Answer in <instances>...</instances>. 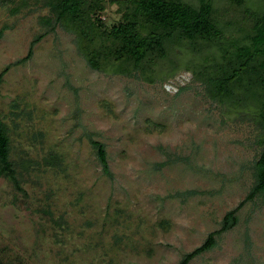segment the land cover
I'll return each instance as SVG.
<instances>
[{
  "label": "rangeland",
  "instance_id": "rangeland-1",
  "mask_svg": "<svg viewBox=\"0 0 264 264\" xmlns=\"http://www.w3.org/2000/svg\"><path fill=\"white\" fill-rule=\"evenodd\" d=\"M104 1L108 26L118 15ZM15 5H0V117L22 191L0 177V264H176L254 185L258 126L212 102L180 49L155 84L103 74L73 33H46L48 8ZM90 141L105 146L108 173ZM236 215L189 264H264L262 198Z\"/></svg>",
  "mask_w": 264,
  "mask_h": 264
},
{
  "label": "trees",
  "instance_id": "trees-1",
  "mask_svg": "<svg viewBox=\"0 0 264 264\" xmlns=\"http://www.w3.org/2000/svg\"><path fill=\"white\" fill-rule=\"evenodd\" d=\"M28 1L48 8L50 16L43 19L46 33L56 27L73 33L88 68L103 74L155 84L171 73L163 69L175 65L171 52L180 49L187 55L183 67L200 82L212 102L230 113L245 112L258 126L260 152L254 162V185L246 198L224 215L220 229L209 233L176 264H189L212 250L218 236L237 224V210L247 201L260 197L264 202V0H110L118 19L108 26L102 19L104 0H0V5L16 4L11 9L16 13ZM46 33L32 40L26 57L17 63L32 57L33 46ZM195 56L197 64L192 61ZM9 67L0 73V87ZM90 142L108 173L105 146ZM19 164L11 160V138L0 117V177L22 191Z\"/></svg>",
  "mask_w": 264,
  "mask_h": 264
}]
</instances>
